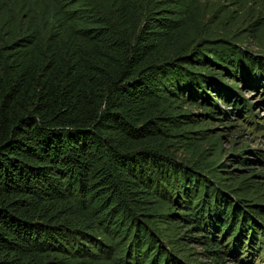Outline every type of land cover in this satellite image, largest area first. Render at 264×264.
I'll list each match as a JSON object with an SVG mask.
<instances>
[{
	"label": "trees",
	"instance_id": "1",
	"mask_svg": "<svg viewBox=\"0 0 264 264\" xmlns=\"http://www.w3.org/2000/svg\"><path fill=\"white\" fill-rule=\"evenodd\" d=\"M201 1L13 0L1 14L0 264H184L185 237L215 257L218 229L234 255L254 238L264 206L175 152L208 122L181 103L212 117L214 90L245 108L220 75L264 92V59L199 30Z\"/></svg>",
	"mask_w": 264,
	"mask_h": 264
},
{
	"label": "rangeland",
	"instance_id": "2",
	"mask_svg": "<svg viewBox=\"0 0 264 264\" xmlns=\"http://www.w3.org/2000/svg\"><path fill=\"white\" fill-rule=\"evenodd\" d=\"M4 1L0 0V17L3 12L8 14V6L13 5V0ZM200 10L199 30L210 31L215 37H230L264 59V0H202L199 14ZM219 77L234 88L233 91L242 100L240 104L245 108L234 107L232 101L224 100L214 90L206 91L217 103L218 108L224 111L212 117L202 114V105L181 103V109L193 114L194 119L201 123L208 119V122L204 127L207 130L203 137L197 133L190 134L191 138L186 140V144L175 148L176 155L190 161L197 160L211 179L218 183L231 184L233 191L239 196L227 190L228 193L237 197L244 194L264 206L263 89L231 77ZM232 87L228 88L232 90ZM233 153L239 157H235ZM216 163H219L216 167L217 176L233 179L219 180L215 177L209 168ZM257 219L259 225H255L254 238L251 237L249 228L241 237L235 255L234 248L230 245L233 235H222L219 229L215 232V242L226 251L218 253L219 257H215L216 253L207 251V248L187 237L180 243L182 252H178L176 248H172V251L184 264H264V218ZM165 246L170 248L168 244ZM182 253H185V256L182 257Z\"/></svg>",
	"mask_w": 264,
	"mask_h": 264
}]
</instances>
